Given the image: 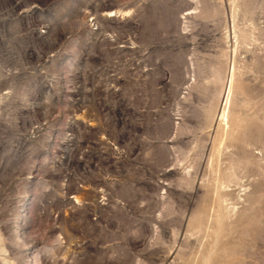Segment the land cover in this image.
<instances>
[{
    "label": "rangeland",
    "instance_id": "rangeland-1",
    "mask_svg": "<svg viewBox=\"0 0 264 264\" xmlns=\"http://www.w3.org/2000/svg\"><path fill=\"white\" fill-rule=\"evenodd\" d=\"M0 264H264V0H0Z\"/></svg>",
    "mask_w": 264,
    "mask_h": 264
}]
</instances>
